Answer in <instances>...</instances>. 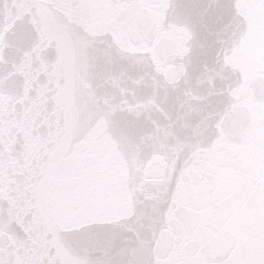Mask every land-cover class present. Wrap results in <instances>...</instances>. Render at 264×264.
<instances>
[{"label": "water", "instance_id": "obj_1", "mask_svg": "<svg viewBox=\"0 0 264 264\" xmlns=\"http://www.w3.org/2000/svg\"><path fill=\"white\" fill-rule=\"evenodd\" d=\"M187 4L200 6L195 22L169 18ZM146 17L156 94L162 80L192 87L186 107L171 95L150 101L136 125L170 153L158 167L145 161L168 210L162 227L131 237L123 264H264V0H0V99L27 90L15 119L0 116V217L7 208L9 218L0 221V259L93 264L83 250L115 243L99 226L117 219L128 160L143 151L96 108L88 46L140 36ZM190 45L202 58L178 64ZM219 95L229 102L205 104ZM53 101L71 117L55 140L43 131ZM87 121L93 127L75 139Z\"/></svg>", "mask_w": 264, "mask_h": 264}, {"label": "clouds", "instance_id": "obj_2", "mask_svg": "<svg viewBox=\"0 0 264 264\" xmlns=\"http://www.w3.org/2000/svg\"><path fill=\"white\" fill-rule=\"evenodd\" d=\"M168 16L172 20L181 18L193 22L200 16V6L197 4L173 5ZM140 36L135 33L124 32L113 37L111 34L102 38L91 40L88 46L89 54V74L94 94L95 106L102 112L110 125L115 124L128 128L135 143L142 146L143 155L137 159L130 157L127 168L122 179V190L124 192L123 207L117 219L112 223L99 226L103 232L113 238L115 243L104 250L92 249L83 250L82 254L89 256L93 264H100L101 260H106L109 264H123V258L128 252V241L132 236L146 235L157 227H162L166 222L167 199L165 185L158 182L155 177H150L145 161L154 162L153 166L158 167L160 163L170 158V153L166 148L152 142L150 133L136 128L141 117L150 110V101L165 103L166 97L171 95L179 110L186 107L189 98L186 95L187 79L179 83L167 80L161 81V94L157 95L152 87V56L150 51L156 33L152 28L150 19L147 17L140 28ZM9 37H6L7 41ZM33 42H38L40 37H33ZM55 46V45H53ZM27 52L20 48L18 50V61L23 63ZM194 56H201L190 45L186 57H178L177 63L188 64ZM197 79L199 77L197 76ZM27 96L26 89L9 95L5 92L0 105L3 111L0 116L6 123L10 119H15L21 107L22 100ZM229 102V97L219 95L212 99L205 98V104L216 107L219 104ZM147 105L148 108L144 106ZM45 128L43 129L54 140L61 138L71 117L61 114L55 102L47 104L44 112ZM93 121L78 129L75 139H79L93 127ZM4 158L8 160L10 153L8 144L4 145ZM143 165V166H142ZM7 199V196L5 197ZM7 227L9 218L7 208L5 215L0 217ZM96 225H90V229H95Z\"/></svg>", "mask_w": 264, "mask_h": 264}, {"label": "snow or ice", "instance_id": "obj_3", "mask_svg": "<svg viewBox=\"0 0 264 264\" xmlns=\"http://www.w3.org/2000/svg\"><path fill=\"white\" fill-rule=\"evenodd\" d=\"M0 264H12V262L7 261L5 259H0Z\"/></svg>", "mask_w": 264, "mask_h": 264}]
</instances>
